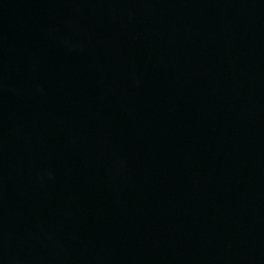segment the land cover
Masks as SVG:
<instances>
[{
	"label": "water",
	"instance_id": "obj_1",
	"mask_svg": "<svg viewBox=\"0 0 264 264\" xmlns=\"http://www.w3.org/2000/svg\"><path fill=\"white\" fill-rule=\"evenodd\" d=\"M0 264H264V0H0Z\"/></svg>",
	"mask_w": 264,
	"mask_h": 264
}]
</instances>
